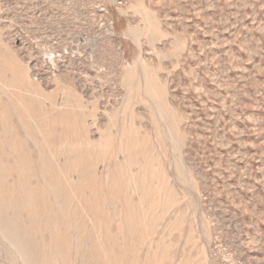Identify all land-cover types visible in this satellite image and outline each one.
I'll use <instances>...</instances> for the list:
<instances>
[{
    "label": "rangeland",
    "instance_id": "374dc122",
    "mask_svg": "<svg viewBox=\"0 0 264 264\" xmlns=\"http://www.w3.org/2000/svg\"><path fill=\"white\" fill-rule=\"evenodd\" d=\"M128 4L0 0V264H264V0Z\"/></svg>",
    "mask_w": 264,
    "mask_h": 264
},
{
    "label": "crops",
    "instance_id": "0c3cea01",
    "mask_svg": "<svg viewBox=\"0 0 264 264\" xmlns=\"http://www.w3.org/2000/svg\"><path fill=\"white\" fill-rule=\"evenodd\" d=\"M211 1L218 2L220 0ZM177 2L182 8H187L189 5V12H194V16L187 17L188 21L190 20L195 27L203 26L202 14L205 10V0H129V4L125 8L118 10L125 25L123 29L121 28L122 37L129 39L135 45L141 44L143 38L149 37L152 32L154 19L159 10L166 13L171 4ZM169 12L167 15L170 17Z\"/></svg>",
    "mask_w": 264,
    "mask_h": 264
},
{
    "label": "built area",
    "instance_id": "2783aa9c",
    "mask_svg": "<svg viewBox=\"0 0 264 264\" xmlns=\"http://www.w3.org/2000/svg\"><path fill=\"white\" fill-rule=\"evenodd\" d=\"M118 3L119 4H125L126 3V0H118Z\"/></svg>",
    "mask_w": 264,
    "mask_h": 264
}]
</instances>
